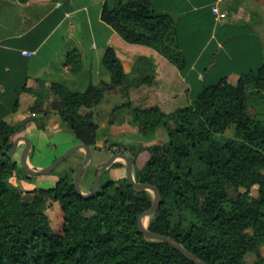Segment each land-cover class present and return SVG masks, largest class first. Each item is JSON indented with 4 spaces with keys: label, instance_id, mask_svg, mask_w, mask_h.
I'll use <instances>...</instances> for the list:
<instances>
[{
    "label": "trees",
    "instance_id": "trees-1",
    "mask_svg": "<svg viewBox=\"0 0 264 264\" xmlns=\"http://www.w3.org/2000/svg\"><path fill=\"white\" fill-rule=\"evenodd\" d=\"M185 1L110 0L103 7L102 20L127 43L153 49L184 74L189 58L181 39L197 29H185L189 21L184 16L195 11L182 8ZM216 1L205 0L200 18L191 24L210 23ZM233 1L236 12L241 0ZM241 50L249 64L223 72L213 81L208 75L219 68L222 49L218 45L210 52L198 76L201 89L190 92L187 105L171 113L159 107L135 108L132 122L139 125L142 136L129 138L136 144L115 141L125 135L105 142L111 157L125 154L133 160L138 183L160 191L162 204L150 218L149 230L174 239L207 264H244L248 253L263 257L264 47L254 58L244 46ZM103 62L111 86L129 81L112 48L106 50ZM39 83L40 89L25 85L18 91V95L23 91L35 95L32 111L36 112L45 102V86ZM51 90L61 97L58 115L76 139L88 147L95 145L99 125L92 112L84 115L81 110L98 103L103 90L91 86L86 92H73L56 84ZM27 124L10 126L0 119V153L11 151L14 142L25 137ZM164 133L153 145L139 142ZM18 168L16 157L0 160V264H195L168 244L143 236L138 220L152 199L127 179L114 192H109L111 180L103 183L101 192L90 200L77 193L69 175L53 188L41 190L60 204L64 214L63 230L56 233L46 212L37 209L36 199L10 184ZM254 187L258 198L251 195Z\"/></svg>",
    "mask_w": 264,
    "mask_h": 264
},
{
    "label": "crops",
    "instance_id": "crops-1",
    "mask_svg": "<svg viewBox=\"0 0 264 264\" xmlns=\"http://www.w3.org/2000/svg\"><path fill=\"white\" fill-rule=\"evenodd\" d=\"M107 1L110 0H68L59 3L53 0H0V119L10 126L28 123L25 137L32 141L35 151L28 161L35 162L36 159L37 162L41 152L48 148L53 147L52 152L55 153L62 143L61 137L65 136L62 132H72L58 115L62 99L51 90L53 84L73 92H86L91 86L103 90V102L96 103L91 109L83 108L81 113L84 110L93 112L94 122L100 130H104L111 126V121L99 122L96 109L102 106L107 108L109 104L112 106V101L117 99H145L143 103L159 99L149 108L159 107L166 113L187 105L190 92L201 89L198 76L216 46L219 45L222 53L219 68L208 75L210 81L234 67L242 68L249 64V58L242 54L243 46L249 51L250 58L257 56L264 47V0H241L237 11L233 12L240 29L220 39L196 63L197 69L193 68L190 54L183 43L210 26L213 14L210 23L192 25L191 20L200 18V9L205 0H186L182 8L192 7L195 11H188L184 16L190 22H187L185 29L186 26L197 29L192 28L193 31L181 39V46L189 58L188 68L182 74L153 49L127 43L106 25L102 20V10ZM231 2L217 0L215 5L230 6ZM231 36L239 37L222 44ZM108 48L115 51L128 76L139 75L140 58L155 59V83L152 86L142 85L141 81H133L130 77L122 85L111 86V74L103 62ZM173 70L177 71L183 83L189 84L183 93L175 96L171 95L169 87ZM39 82L45 86V102L41 111L36 112L32 111L35 95L26 91L18 95V91L25 85L28 89H40ZM16 105L18 107L14 111ZM72 144L75 146L79 143L72 141ZM25 148L26 143H21L15 156L18 162Z\"/></svg>",
    "mask_w": 264,
    "mask_h": 264
},
{
    "label": "rangeland",
    "instance_id": "rangeland-1",
    "mask_svg": "<svg viewBox=\"0 0 264 264\" xmlns=\"http://www.w3.org/2000/svg\"><path fill=\"white\" fill-rule=\"evenodd\" d=\"M256 1V0H254ZM235 2H231L227 6L224 7L216 6L213 12V23L202 29L197 35L191 37L186 40L183 44L186 48L187 52L191 57V65L193 68H196L195 65L197 62H200L205 55V52L208 51L211 47L217 44L220 39L230 34L236 32V30L240 29V25H238L236 19L233 16V12H235V7L237 4ZM153 58H140V70L138 72V76L129 74L130 77L133 78V81L139 80L142 85L152 86L155 83L157 77V65ZM191 67V69H193ZM197 69V68H196ZM171 95L175 96L181 94L185 91L189 84L183 83L180 80L179 74L177 71L173 70L171 74ZM237 76L231 78L230 81L232 83H236ZM145 99H117L112 101V106L106 108L104 106L97 108V118L99 122H104L106 120L111 121V126L104 130H96V143L95 145L90 146L93 152L92 161L87 167L82 184L81 189L84 194H89L93 187V183L96 177V174L101 166L107 163L111 155L105 147V142L113 137L119 136H127L121 137L120 139L115 140L120 143H135L134 140L129 138L130 136H135L140 134V127L138 124H134L132 122L134 116V109H148L150 106L159 102L157 100H147ZM103 100L101 99L97 104H101ZM183 104L182 106H184ZM181 107V106H180ZM91 111L84 110L83 114L86 115ZM93 113V112H92ZM94 120V113H93ZM65 136L61 137V145L58 146L56 152H52L54 148H48L45 151L41 152V158L38 157L37 162L28 161V164L35 167L36 169H41L43 167H47L52 162L65 154L68 150L73 148L72 141L75 143H79L77 145H81V143L76 139L75 135L68 131L62 132ZM74 136V137H73ZM165 133L159 136V138L154 139L150 142L139 141L144 146H149L157 143L158 141L163 139ZM145 139L144 137H141ZM113 141V140H112ZM75 145V146H77ZM84 145V144H82ZM54 153V154H53ZM52 154V155H51ZM51 155V156H50ZM86 156V151L81 150L74 153L70 156L69 159L61 163L55 170L49 175L41 176V177H31L29 176L24 169L22 168L19 162V168L17 174L10 180V184L19 190L25 197L27 198H35L37 201V209L44 210L48 215L51 226L56 233H61L63 230V222H64V214L62 212L61 206L58 202L53 201L52 197L49 195L40 194L41 190H47L53 188L55 184L64 176L69 175L74 181L76 179V174L78 169L80 168L82 162L84 161ZM54 157V158H52ZM44 158V161L42 160ZM144 158H147V155H144ZM111 170H109L103 177V183L111 180L113 184H111V188L109 192H114V190L119 187L120 183L127 179V165L125 160L119 159L117 163L114 165ZM30 178H28V177ZM152 201L154 199V194L151 191H148ZM252 197L258 198V187H254L251 193ZM149 221H147L148 225ZM262 258L258 257L254 253H248L244 259V264H263L264 262V247L262 248Z\"/></svg>",
    "mask_w": 264,
    "mask_h": 264
},
{
    "label": "water",
    "instance_id": "water-1",
    "mask_svg": "<svg viewBox=\"0 0 264 264\" xmlns=\"http://www.w3.org/2000/svg\"><path fill=\"white\" fill-rule=\"evenodd\" d=\"M23 142L26 143V148L20 156V164H21L22 168L24 169V171L31 177H41V176L49 175L52 172H54V170L61 163H63L67 159H69L70 156H72L74 153L81 151V150H85L86 156H85V159L82 162L80 168L77 171L76 179L74 181V186H75L77 193L86 200L93 199L97 195V193L99 191L100 183H101L104 175L110 169H112L114 164H116L119 159L125 160L126 165H127V180L133 186V188L139 192L151 191L154 194V199L152 201L151 207L145 213H143L142 216L138 220L139 231L143 234V236L147 240L160 241V242L166 243L169 246H171L172 248L179 251L188 260H190L191 262H193L195 264H207L201 258H199L196 255L189 252L186 248H184L181 244L176 242L174 239L167 237V236H164V235H161V234L154 233V232L149 230L148 225H147V221H149L150 218L152 216H154V214H156V212L159 210V208L162 204V196H161V193L158 190V188H156L155 186H152L150 184L138 183L136 181L135 176H134V171H135L134 162L129 156H127L125 154H119V155L111 157L107 163H105L103 166H101L99 168V170L96 174L91 192L89 194H84L82 189H81V184H82L84 173H85L87 167L89 166V164L91 163L92 157H93V152H92V149L90 147H88L86 145H82V144L74 146L73 148L68 150L65 154L56 158L52 162V164H50L49 166L43 167L41 169H36L35 167L28 164L29 156L34 149L33 143L28 137H21V138H18L14 142L13 148L11 149V151H9V152L3 151L0 153V160L3 157L14 158L18 152L20 144Z\"/></svg>",
    "mask_w": 264,
    "mask_h": 264
},
{
    "label": "flooded vegetation",
    "instance_id": "flooded-vegetation-1",
    "mask_svg": "<svg viewBox=\"0 0 264 264\" xmlns=\"http://www.w3.org/2000/svg\"><path fill=\"white\" fill-rule=\"evenodd\" d=\"M102 189H103V179H102V181H101V183H100V187H99V191H98V193L101 192ZM91 190H92V189H91ZM98 193H97V194H98Z\"/></svg>",
    "mask_w": 264,
    "mask_h": 264
}]
</instances>
